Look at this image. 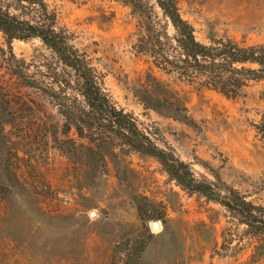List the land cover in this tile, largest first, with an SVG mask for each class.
I'll return each instance as SVG.
<instances>
[{
    "label": "rangeland",
    "instance_id": "374dc122",
    "mask_svg": "<svg viewBox=\"0 0 264 264\" xmlns=\"http://www.w3.org/2000/svg\"><path fill=\"white\" fill-rule=\"evenodd\" d=\"M44 1L56 14L57 28L93 67L102 90L159 148L187 163L197 180L220 185L222 194L233 188L264 206V80L250 81L232 98L162 75L136 53L143 30L128 6L115 0ZM177 3L204 44L221 38L264 44V0ZM59 65L38 38L13 39L9 48L0 32V84L19 103L10 136L19 149L18 174L35 187L42 210L67 216L53 225L44 221L32 240L28 214H16L20 223L0 230V264H112L117 258L137 264H264V234L252 233L218 202L184 190L154 156L114 140V155L106 152L105 161H97L102 176L89 180L86 172L96 160L80 146L87 140L73 127L68 136L61 134L62 110L79 114L83 103L72 88L73 71L66 68L64 88L54 81ZM152 75L162 81L159 90ZM141 89L184 111L174 117L146 107L137 97ZM143 197L158 219L138 218L136 202ZM5 209L0 199V215ZM14 231L20 232L15 240L9 234Z\"/></svg>",
    "mask_w": 264,
    "mask_h": 264
},
{
    "label": "trees",
    "instance_id": "16d2710c",
    "mask_svg": "<svg viewBox=\"0 0 264 264\" xmlns=\"http://www.w3.org/2000/svg\"><path fill=\"white\" fill-rule=\"evenodd\" d=\"M115 1L128 6L139 17L143 35L138 38L134 48L136 53L149 58L152 71L154 69L165 76L176 75L180 81L194 83L199 88L212 89L232 98L241 96L250 81L264 80V44L240 45L228 38L214 40L211 44L198 41L192 24L181 16L177 0ZM169 27L172 34L168 33ZM0 32L9 48L13 39L38 38L57 57L60 69L54 71V81L62 88L69 84L66 82V68L73 71L75 84L72 88L81 97L83 106L79 108V114L69 109L62 110L66 122L61 134L68 136L73 127L80 138L87 140L80 146L86 149L88 158H95L96 162L98 159L105 161L104 153L114 155L113 141L118 140L129 150L156 157L170 178L184 190L197 192L218 202L246 224L252 233L264 234V206L246 200L233 188L226 189L222 194L220 185L197 180L187 163L159 148L139 128L137 119L131 113L115 106L100 87L98 76L89 61L69 44L67 36L57 28L56 14L48 9L44 0H0ZM152 78L159 90L162 81L155 75ZM137 97L146 107L174 117H180L185 108L147 89H141ZM18 105L11 91L0 84V199L6 205L4 214L0 215V230L7 225L8 228L18 225L20 221L16 214L27 213L32 222L28 238L35 240L40 224L48 221L49 225H53L67 216L42 210L35 187H29L18 174L19 149L12 146L10 138L11 130L17 127ZM53 136L57 140L56 133ZM67 140L74 142L72 139L62 142ZM59 147L69 152L65 147ZM100 150L103 151L101 154ZM96 162H92L86 172L89 180L102 176ZM144 199L136 202L138 218L142 221L158 219V215L148 213ZM19 233L14 231L9 234L15 240ZM112 264L137 262L117 258Z\"/></svg>",
    "mask_w": 264,
    "mask_h": 264
},
{
    "label": "water",
    "instance_id": "95a60500",
    "mask_svg": "<svg viewBox=\"0 0 264 264\" xmlns=\"http://www.w3.org/2000/svg\"><path fill=\"white\" fill-rule=\"evenodd\" d=\"M91 215H94V213L92 212V213H91ZM157 224H158V222H157V221H152V226H153V227H156V226H157Z\"/></svg>",
    "mask_w": 264,
    "mask_h": 264
},
{
    "label": "bare ground",
    "instance_id": "6f19581e",
    "mask_svg": "<svg viewBox=\"0 0 264 264\" xmlns=\"http://www.w3.org/2000/svg\"><path fill=\"white\" fill-rule=\"evenodd\" d=\"M158 227H159V225L157 224V226H156V227H154V228H156V229H157Z\"/></svg>",
    "mask_w": 264,
    "mask_h": 264
}]
</instances>
